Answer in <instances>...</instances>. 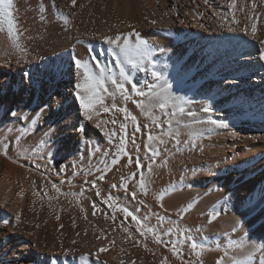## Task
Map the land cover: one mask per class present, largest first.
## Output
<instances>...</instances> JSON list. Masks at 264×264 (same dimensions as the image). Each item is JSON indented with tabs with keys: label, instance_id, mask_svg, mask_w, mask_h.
I'll use <instances>...</instances> for the list:
<instances>
[{
	"label": "bare ground",
	"instance_id": "obj_1",
	"mask_svg": "<svg viewBox=\"0 0 264 264\" xmlns=\"http://www.w3.org/2000/svg\"><path fill=\"white\" fill-rule=\"evenodd\" d=\"M141 3L121 26L110 0H78L72 26L49 21L30 37L51 47L2 49L0 237L15 236L0 264H264V7L250 18L218 0H178L168 18L151 6L145 22ZM129 33L149 56L137 68L124 62L125 80L105 38ZM77 59L97 74L105 66L131 99L107 81L104 106L88 119Z\"/></svg>",
	"mask_w": 264,
	"mask_h": 264
},
{
	"label": "rangeland",
	"instance_id": "obj_2",
	"mask_svg": "<svg viewBox=\"0 0 264 264\" xmlns=\"http://www.w3.org/2000/svg\"><path fill=\"white\" fill-rule=\"evenodd\" d=\"M52 4H51V2ZM112 1V2H111ZM113 1L116 0H110V7L108 5V12H110V20H115V23L117 25H121L124 26L125 24H127V21H129L131 18H135V8L138 10V6L141 5L143 1L147 2L148 7H145L146 10L149 11V14H146L144 17V21L146 22V19L148 18V15H152V8L156 7L159 10H162V12L165 13V15L167 14V11H169L170 9L172 11H174V5L176 2V5L179 6V4L177 3L178 0H154L151 1L149 0H117L115 3H113ZM141 1V2H140ZM164 3H163V2ZM180 1V0H179ZM183 1V0H182ZM219 2L224 3L228 8L229 6L227 4L230 3V0H226V2H224V0H218ZM245 1V2H244ZM249 1V2H248ZM254 1V2H253ZM255 1L256 4H255ZM260 1V2H259ZM118 2V5H116V3ZM124 2V3H123ZM162 2V3H161ZM166 2V3H165ZM237 2V3H236ZM242 2V3H241ZM247 2V3H246ZM253 2V3H251ZM259 2V3H258ZM78 0H75V4L72 3V0H69V7L70 9H66L64 7H62L61 12H60V8L59 5H57V2H53L52 0H12V7H11V12L12 15L9 17L5 14L3 6L0 5V53L3 52L2 49H4V52H13V54H17L19 51H21V53L25 50V52H30L34 51V50H40L42 44L46 45L49 47L52 46V44H49L50 41H48V39H44L45 41L42 43L41 41H38V43H34V41H32L30 39V37L33 34H37V32L40 30V32L44 29L46 22H61L64 23L65 20L63 19L64 16L68 17V22L70 24V26H72V20L74 15L71 14V12L69 10L74 9L77 6ZM146 3V6H147ZM156 3V4H155ZM239 3V4H238ZM243 3L245 5H243ZM264 0H235V6L237 4V9H235L233 7V12L236 13L235 15H237L240 11V13L238 15H250L251 17H256L258 18V16H260L261 11H263L264 6ZM115 4V6H114ZM158 4V5H157ZM166 4V5H165ZM199 4L202 5V3L199 1ZM53 6L52 10H50V6ZM120 5V6H119ZM154 5V6H153ZM157 5V6H156ZM247 5V7H246ZM255 5V7L253 6ZM35 6V7H34ZM49 6V7H48ZM113 6V7H112ZM119 6V7H118ZM151 6H153L152 8H150ZM163 6H165L163 8ZM249 6V7H248ZM253 6V7H252ZM24 7V8H23ZM118 7V8H117ZM170 7V8H169ZM257 7V8H256ZM32 8V9H31ZM168 8V10H167ZM239 8V9H238ZM242 8V9H241ZM101 9H104V6H101ZM235 9V11H234ZM248 9V10H247ZM255 9V10H254ZM22 10V11H21ZM166 10V12H165ZM170 10V11H171ZM243 10V11H242ZM247 10V11H246ZM250 10V11H249ZM260 10V14L258 13V11ZM55 11V12H54ZM59 11V12H58ZM134 11V12H133ZM171 11V12H172ZM199 11H203L202 10V6L200 7ZM231 11V8H230ZM245 11V12H244ZM255 13H254V12ZM257 11V12H256ZM232 12V11H231ZM232 12V13H233ZM247 12V13H246ZM253 12V13H251ZM30 13V14H28ZM32 13V14H31ZM151 13V14H150ZM258 13V14H257ZM34 14V15H33ZM28 16V17H27ZM30 16V17H29ZM35 16V17H34ZM51 17V18H50ZM166 17L168 18L169 15H166ZM49 19V20H48ZM53 20V21H52ZM63 20V22H62ZM12 22L15 25V30L13 34H9V22ZM26 21V22H25ZM37 22V23H35ZM67 22V23H68ZM26 23V24H25ZM39 23V24H38ZM37 24V25H36ZM60 24V26H61ZM30 25V26H29ZM24 26V27H23ZM33 26V27H32ZM43 26V27H42ZM56 26V25H55ZM65 27V25H63ZM62 26V27H63ZM25 28V29H24ZM31 28V29H29ZM35 28V29H34ZM3 29V30H2ZM29 29V30H28ZM7 30V31H6ZM36 30V32H35ZM70 30V29H69ZM29 31V32H28ZM33 31V33H32ZM156 33H159V30H154ZM2 32V33H1ZM35 32V33H34ZM4 33V34H3ZM13 35V36H12ZM24 35V36H23ZM29 35V36H27ZM17 37V38H16ZM12 38V39H11ZM25 38V39H24ZM3 39V40H2ZM6 39V40H5ZM16 39V40H15ZM19 39V40H18ZM21 39V40H20ZM185 38H183L182 40H184ZM31 40V41H30ZM17 44H16V42ZM20 41V42H19ZM208 40H206L207 42ZM9 42V43H8ZM30 42H33L34 44H30ZM196 42V41H195ZM13 43V44H12ZM20 43V44H19ZM42 43V44H41ZM197 43V42H196ZM11 44V45H10ZM16 44V45H15ZM28 45V46H27ZM5 46V47H4ZM23 46V47H22ZM25 46V47H24ZM32 46V47H31ZM41 46V47H40ZM44 46V47H46ZM12 47V48H10ZM35 48V49H34ZM15 49V50H14ZM18 49V50H17ZM8 50V51H7ZM12 50V51H11ZM18 51V52H17ZM64 51V50H63ZM63 51H59L56 54H48L45 56L46 59H48V61H51L53 59V57L55 58V55H58L60 52L63 53ZM5 52V53H6ZM15 54V55H16ZM14 55V56H15ZM63 55V54H62ZM200 61V60H198ZM65 61H62V63H64ZM9 100V97H8ZM1 219V217H0ZM1 221H4V219L2 218ZM7 230V229H5ZM15 236V234L9 235L7 234L5 237L2 235L0 237V251H4V246H5V242L8 243V245L11 242V237ZM10 240V241H9ZM2 245V246H1ZM75 264H81L79 257H77V260L75 262Z\"/></svg>",
	"mask_w": 264,
	"mask_h": 264
},
{
	"label": "snow or ice",
	"instance_id": "obj_3",
	"mask_svg": "<svg viewBox=\"0 0 264 264\" xmlns=\"http://www.w3.org/2000/svg\"><path fill=\"white\" fill-rule=\"evenodd\" d=\"M54 2V0H53ZM72 3L75 4V0H72ZM0 5L3 6L4 12L7 16H11V7H12V0H0ZM235 6V0H230L229 7L232 8ZM63 19L65 22H68V17L64 16ZM15 30V25L10 21L9 22V34H13ZM256 30L255 24L252 26V31L253 33ZM132 35V33H129L127 35L123 36V39L120 34L116 35V37L113 39L111 37H106L105 39L108 41V43L115 45L117 49H119V52L114 51V55L117 58V64L121 65L120 68V75L123 77L125 80L128 79L127 73L125 72L124 68L122 67V64L124 62H127L131 67L137 68L139 67L140 61L147 58L149 56V50L147 47V44L145 41L140 40L138 38L137 34V39L133 43L130 41L129 37ZM124 57V60H120V56ZM261 58H264V53L261 54ZM75 67L77 70L81 72V77H82V82L77 85V88L80 89L77 93L78 99L80 100V105L81 108L84 111V115L88 118L91 119L90 112L95 109L97 105H100L101 107L104 106V98L101 95L102 91H107L106 83L107 81H110L112 85L115 87L117 91L120 92V94L124 97L125 100L131 99V96L128 95V89L126 88L125 84L118 81L115 76L113 75H107V78L105 79L106 76V67L101 66L99 63H97L96 67L99 69V73H94L92 69H90L88 62L82 61L80 59H77L75 61ZM131 91L132 93H135L136 96L138 97H145L146 93L138 89V87L135 84L131 85ZM111 95V94H110ZM137 105L140 107H143V100L136 101ZM158 106L160 109H165L167 107L166 102L163 100L158 102ZM113 108H116V105H112ZM104 111L107 112L109 111V108L104 107ZM119 111L126 112V109L120 108ZM179 113L183 114L185 112V109L183 107L178 108ZM175 115V112L172 113ZM188 115H191V113H188ZM134 119V118H133ZM172 126L171 121H169V127ZM137 131H139V127H137ZM171 135V133H170ZM179 132L176 133V138H178ZM148 140L151 141L154 139V137L149 134L148 135ZM121 144H124V140H121ZM121 151H124V148H121ZM116 161H113L115 163ZM137 166L141 167L139 160H137ZM151 170V166H149V171ZM103 179V176L100 177ZM93 184L95 182L93 181ZM140 188L143 190L145 189V183L143 176H141L140 179ZM55 188V185H53ZM59 191V189H57ZM97 195H99V192H97ZM133 196L136 195L135 192L132 193ZM164 198V193L159 194L156 199L157 200H163ZM121 211L125 213L126 216H131L132 214L126 209L122 208ZM218 216V213H211L209 216V222L211 223L214 221ZM18 218V217H17ZM133 219H136L133 217ZM235 231V229H233ZM157 242H161L160 237H156ZM192 248L195 249L197 248V245L195 243L192 244ZM173 254L174 255H179V250L176 249V246L173 245ZM103 250V249H102ZM202 250V248H201ZM227 255V253H225ZM82 259H85L86 257H81ZM224 258L221 257L218 261L217 264H223ZM162 264H165V262L162 261ZM230 264H242L241 261L238 260H232Z\"/></svg>",
	"mask_w": 264,
	"mask_h": 264
}]
</instances>
